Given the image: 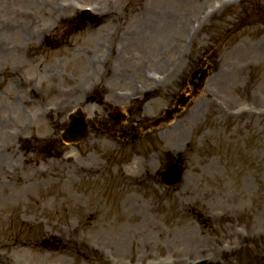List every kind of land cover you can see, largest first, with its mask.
<instances>
[{"label": "rangeland", "instance_id": "1", "mask_svg": "<svg viewBox=\"0 0 264 264\" xmlns=\"http://www.w3.org/2000/svg\"><path fill=\"white\" fill-rule=\"evenodd\" d=\"M77 4L101 20L77 27ZM232 8L0 0V264H264V0ZM208 63L185 109L143 132ZM117 69L131 80L118 82ZM134 80L155 89L128 107L114 89ZM88 90L104 100L87 102ZM106 101L121 107L118 124ZM79 108L93 127L68 145L61 135ZM133 123L137 140L112 137ZM179 158L183 181L163 186L155 171Z\"/></svg>", "mask_w": 264, "mask_h": 264}, {"label": "water", "instance_id": "2", "mask_svg": "<svg viewBox=\"0 0 264 264\" xmlns=\"http://www.w3.org/2000/svg\"><path fill=\"white\" fill-rule=\"evenodd\" d=\"M204 74H205V73H204ZM203 77H204V75H202V77H201V79H200L201 81L203 80ZM74 127H75V124H74V126H73V129H74ZM73 129H72V130H73ZM73 131H74V130H73ZM74 132H75V131H74ZM172 172H173V169H172V168H169V169H168V174H170V173H172ZM173 175H175V172L173 173ZM176 178H178V176H176Z\"/></svg>", "mask_w": 264, "mask_h": 264}, {"label": "bare ground", "instance_id": "3", "mask_svg": "<svg viewBox=\"0 0 264 264\" xmlns=\"http://www.w3.org/2000/svg\"><path fill=\"white\" fill-rule=\"evenodd\" d=\"M71 159H72V158H67V160H71ZM141 160H142V159H141ZM132 170L136 172V171H137V168H134V167H133Z\"/></svg>", "mask_w": 264, "mask_h": 264}]
</instances>
